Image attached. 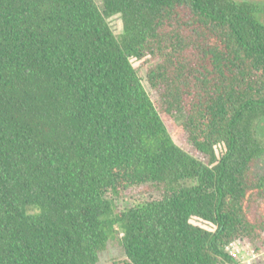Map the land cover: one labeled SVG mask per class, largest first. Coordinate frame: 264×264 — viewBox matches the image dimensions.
<instances>
[{
	"label": "trees",
	"instance_id": "trees-1",
	"mask_svg": "<svg viewBox=\"0 0 264 264\" xmlns=\"http://www.w3.org/2000/svg\"><path fill=\"white\" fill-rule=\"evenodd\" d=\"M261 16L246 0H0V264H96L114 238L110 264H245L243 238L262 252ZM142 186L161 198L117 207Z\"/></svg>",
	"mask_w": 264,
	"mask_h": 264
},
{
	"label": "rangeland",
	"instance_id": "rangeland-1",
	"mask_svg": "<svg viewBox=\"0 0 264 264\" xmlns=\"http://www.w3.org/2000/svg\"><path fill=\"white\" fill-rule=\"evenodd\" d=\"M236 1H244V0H236ZM253 3L255 6H257L259 9H261V19L264 22V0H246ZM98 5L102 7V0H96ZM110 25L113 29V31L118 35L122 32L123 24L121 20L120 15H114L109 18ZM132 63L134 67L137 69L139 76L142 78L143 83L147 89V91L155 97V93L149 86V83L146 78V66L142 64V61L132 59ZM176 142L182 146L185 150L188 152L196 155L199 158H202L205 160L204 155L197 153L195 149L191 146V144L184 138H178L176 137ZM257 167V170L259 172H262L263 168L261 164ZM161 198V192L154 188L150 187L147 189L146 186H142L140 188H137L134 192L125 194L121 197H117L116 199V205L119 209H123L126 207H130L135 205L138 202L141 201H147V200H155ZM192 222L195 224H198L200 226L206 227L208 229L213 228V226L209 223L204 222L203 220L199 218H192ZM236 246L239 248V254L236 258L240 263L245 264H264V250L260 253H257L254 248L255 245L247 238H243L239 243L236 242ZM124 256L123 249L119 243L118 238L111 239L108 243L106 249L101 252L99 261L96 264H110L112 260L119 259Z\"/></svg>",
	"mask_w": 264,
	"mask_h": 264
},
{
	"label": "built area",
	"instance_id": "built-area-1",
	"mask_svg": "<svg viewBox=\"0 0 264 264\" xmlns=\"http://www.w3.org/2000/svg\"><path fill=\"white\" fill-rule=\"evenodd\" d=\"M239 243V242H238ZM229 251L232 255L236 256V258L238 257L239 254V248L238 246H236V242L232 243L229 247Z\"/></svg>",
	"mask_w": 264,
	"mask_h": 264
}]
</instances>
